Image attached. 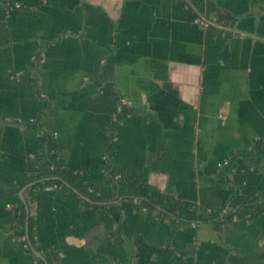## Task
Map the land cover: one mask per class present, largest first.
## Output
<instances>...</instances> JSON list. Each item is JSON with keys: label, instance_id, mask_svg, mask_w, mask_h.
<instances>
[{"label": "crops", "instance_id": "obj_1", "mask_svg": "<svg viewBox=\"0 0 264 264\" xmlns=\"http://www.w3.org/2000/svg\"><path fill=\"white\" fill-rule=\"evenodd\" d=\"M45 135L97 195L110 166L115 180L148 171L194 211L220 210L231 188L264 199V156L220 177L264 144V0H0V264H264V214L216 227L59 187L31 206L24 192L25 244L15 192L44 172Z\"/></svg>", "mask_w": 264, "mask_h": 264}, {"label": "trees", "instance_id": "obj_2", "mask_svg": "<svg viewBox=\"0 0 264 264\" xmlns=\"http://www.w3.org/2000/svg\"><path fill=\"white\" fill-rule=\"evenodd\" d=\"M223 20L225 18H222ZM127 108L122 106L121 113L118 116L116 123L121 122L129 114ZM264 156V144L259 142L252 149V151L246 156L233 157L228 165L222 166L220 173L221 181L227 185L229 183V175L232 172H240L249 167L256 165ZM38 159L45 164L44 172L27 177L18 187L22 188L37 183L46 179L60 178L61 181H47L39 183L29 189L25 193V197L31 206L32 200L36 197V193L45 188L59 187L64 192L69 194L74 199L80 201L85 206L99 208L97 205L90 204L83 201L73 190L78 191L84 197L90 199L94 203H103L112 201L118 197H131L132 199L140 200L142 204L149 211H153L159 208L169 217L180 219L184 222L195 224H212L214 226H222L232 223L233 220H253L257 216L264 214V199L257 197L243 198L233 188L230 189V198L228 204L224 205L220 210L212 212H199L186 208L180 201L164 195L159 189L153 187L149 182V173L145 171L140 177L133 179H117L110 166H106L107 175L109 180L108 186L112 187L109 194L97 195L88 190L80 173H74L70 171L64 160L57 153L56 147L48 136H41L39 139V155ZM70 186L71 188L67 187ZM17 199L16 206L18 213L16 217L17 223V236L25 238V244H28V240L33 241V228L34 223L32 217L29 219V230L26 231L27 215L23 202L18 198V191L15 192ZM229 205V207H228ZM115 217L119 219L120 214H115ZM28 239V240H27ZM29 251V247L27 248ZM38 264H45L42 260H37ZM57 259H51L47 257L48 264H57Z\"/></svg>", "mask_w": 264, "mask_h": 264}, {"label": "water", "instance_id": "obj_3", "mask_svg": "<svg viewBox=\"0 0 264 264\" xmlns=\"http://www.w3.org/2000/svg\"><path fill=\"white\" fill-rule=\"evenodd\" d=\"M47 181H61V180H60V178L55 177V178L46 179V180H43V181H40V182H37V183H33V184H30V185L26 186V187L23 189V191L20 193V198H21V200L23 201V203H24V205H25V207H26V213H27V217H28V218H27V221H29V209H28V205H27V203H26V200H25V198H24V192H25L27 189H29V188H31V187H33V186L39 184V183L47 182ZM66 186L69 187V188H71V187L68 186L67 184H66ZM71 189H72V188H71ZM73 191H74L75 194L78 195L83 201L88 202V203L96 204V203L92 202L90 199H88V198L84 197L83 195H81L78 191H76V190H73ZM97 204H98V203H97ZM33 253L36 254V255H38L37 252H35V251H33ZM38 257H39L42 261H45V259H44L43 257H41V256H38Z\"/></svg>", "mask_w": 264, "mask_h": 264}, {"label": "built area", "instance_id": "obj_4", "mask_svg": "<svg viewBox=\"0 0 264 264\" xmlns=\"http://www.w3.org/2000/svg\"><path fill=\"white\" fill-rule=\"evenodd\" d=\"M14 8L19 9L20 8V5L19 4H16L14 6ZM194 22H195V24L199 25L202 28H209L211 26H215L216 25L215 22L210 21V20H207L204 17H197V18H195ZM228 162L229 161L224 162L223 164L220 165V167L228 165ZM134 203L136 205H140V200L136 199V200H134Z\"/></svg>", "mask_w": 264, "mask_h": 264}]
</instances>
